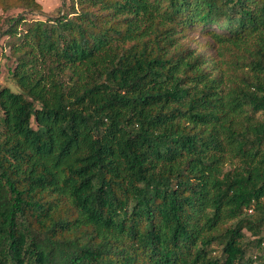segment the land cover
Here are the masks:
<instances>
[{
	"label": "trees",
	"instance_id": "trees-1",
	"mask_svg": "<svg viewBox=\"0 0 264 264\" xmlns=\"http://www.w3.org/2000/svg\"><path fill=\"white\" fill-rule=\"evenodd\" d=\"M61 2L0 0V264H264V0Z\"/></svg>",
	"mask_w": 264,
	"mask_h": 264
},
{
	"label": "rangeland",
	"instance_id": "rangeland-1",
	"mask_svg": "<svg viewBox=\"0 0 264 264\" xmlns=\"http://www.w3.org/2000/svg\"><path fill=\"white\" fill-rule=\"evenodd\" d=\"M42 7L43 11L47 16H56L61 7V0H38ZM19 11H13L12 14H17ZM11 14V13H10ZM7 15V14H6ZM31 18V17H29ZM37 18L42 19L43 16H38ZM8 38L4 37L0 42V85H10L13 87L14 83L8 81L9 69L12 68L13 62L7 59L6 55H9V50L6 47ZM257 254L255 249L248 251V259H254V256Z\"/></svg>",
	"mask_w": 264,
	"mask_h": 264
}]
</instances>
